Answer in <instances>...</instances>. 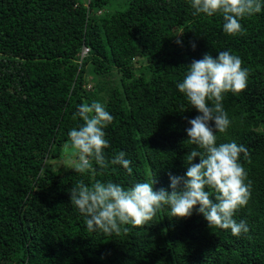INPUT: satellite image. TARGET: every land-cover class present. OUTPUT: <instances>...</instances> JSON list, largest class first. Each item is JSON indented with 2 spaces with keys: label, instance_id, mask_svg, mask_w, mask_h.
<instances>
[{
  "label": "trees",
  "instance_id": "1",
  "mask_svg": "<svg viewBox=\"0 0 264 264\" xmlns=\"http://www.w3.org/2000/svg\"><path fill=\"white\" fill-rule=\"evenodd\" d=\"M112 1L0 0V264H264V9L240 21L243 34L228 35L221 16L193 15L190 0H127L110 12ZM229 50L249 76L243 91L224 94L231 125L217 144L249 150L240 162L251 195L234 219L250 231L211 229L195 211L171 218L165 206L128 231L88 232L68 189L79 180L128 188L153 178L154 190L169 189V173H186L195 147L188 120L199 115L176 84L193 59ZM93 101L114 117L104 154L124 151L132 174L119 165L93 163L83 175L47 167L82 123L73 113Z\"/></svg>",
  "mask_w": 264,
  "mask_h": 264
},
{
  "label": "clouds",
  "instance_id": "2",
  "mask_svg": "<svg viewBox=\"0 0 264 264\" xmlns=\"http://www.w3.org/2000/svg\"><path fill=\"white\" fill-rule=\"evenodd\" d=\"M190 6L193 15L221 16L223 31L236 35L246 31L240 21L260 13L264 0H190ZM191 46L195 50V43ZM242 64V59L229 50L219 51L216 57L205 53L185 66L184 78L176 87L199 115L188 120L186 142L195 147L184 158L186 173H169L170 190H154V178L128 188L111 180H79L68 189L70 204L83 217L88 232L112 235L128 231L126 225H144L165 206L171 218L184 219L195 211L211 229L230 230L234 236L250 231L246 220L234 219L251 195L252 182L240 162L241 154L245 160L249 158V150L234 141L217 144V133H225L231 125L222 103L224 94L239 93L247 86L249 72ZM77 118L82 123L69 130L65 144L75 158L71 169L83 175L94 170L93 163L101 170L119 165L132 174L124 151L113 153L111 158L104 154L109 147L104 129L114 119L106 106L99 101L82 103L72 115L74 121ZM197 157L199 163H194ZM206 189L214 190V199Z\"/></svg>",
  "mask_w": 264,
  "mask_h": 264
},
{
  "label": "rangeland",
  "instance_id": "3",
  "mask_svg": "<svg viewBox=\"0 0 264 264\" xmlns=\"http://www.w3.org/2000/svg\"><path fill=\"white\" fill-rule=\"evenodd\" d=\"M126 3L127 0H113L108 7V11L113 12V11H121L126 8ZM92 81V76H88L87 78V89L92 88L93 83ZM65 144H63V154L59 159L55 160H50L47 163V167L52 168L54 170H60L63 172H71L74 171L72 168L75 158L73 156V153L65 148Z\"/></svg>",
  "mask_w": 264,
  "mask_h": 264
},
{
  "label": "built area",
  "instance_id": "4",
  "mask_svg": "<svg viewBox=\"0 0 264 264\" xmlns=\"http://www.w3.org/2000/svg\"><path fill=\"white\" fill-rule=\"evenodd\" d=\"M89 49L87 47H83L81 55H80V61L83 60V58L88 54Z\"/></svg>",
  "mask_w": 264,
  "mask_h": 264
},
{
  "label": "bare ground",
  "instance_id": "5",
  "mask_svg": "<svg viewBox=\"0 0 264 264\" xmlns=\"http://www.w3.org/2000/svg\"><path fill=\"white\" fill-rule=\"evenodd\" d=\"M80 63H81V61H80Z\"/></svg>",
  "mask_w": 264,
  "mask_h": 264
}]
</instances>
